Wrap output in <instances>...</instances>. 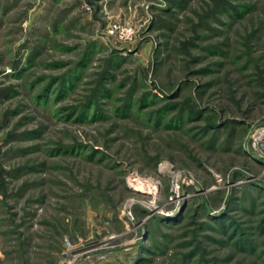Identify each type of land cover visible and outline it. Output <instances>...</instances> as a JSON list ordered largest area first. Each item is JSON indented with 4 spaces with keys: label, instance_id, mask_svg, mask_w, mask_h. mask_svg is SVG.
<instances>
[{
    "label": "rangeland",
    "instance_id": "1",
    "mask_svg": "<svg viewBox=\"0 0 264 264\" xmlns=\"http://www.w3.org/2000/svg\"><path fill=\"white\" fill-rule=\"evenodd\" d=\"M86 250L264 264V0H0V264Z\"/></svg>",
    "mask_w": 264,
    "mask_h": 264
},
{
    "label": "built area",
    "instance_id": "2",
    "mask_svg": "<svg viewBox=\"0 0 264 264\" xmlns=\"http://www.w3.org/2000/svg\"><path fill=\"white\" fill-rule=\"evenodd\" d=\"M126 33H130V30ZM89 250H86L84 252L77 251V252H71L67 258L66 261L63 262V264H94L93 255L88 253Z\"/></svg>",
    "mask_w": 264,
    "mask_h": 264
},
{
    "label": "bare ground",
    "instance_id": "3",
    "mask_svg": "<svg viewBox=\"0 0 264 264\" xmlns=\"http://www.w3.org/2000/svg\"><path fill=\"white\" fill-rule=\"evenodd\" d=\"M145 184V183H144ZM148 184V183H147ZM176 186V185H175ZM140 190H146V189H144L143 187H139V186H137ZM176 188V187H175ZM177 190V189H176ZM147 192H149V190H146ZM179 198V197H178ZM149 209V211H151L152 210V208H148ZM153 213V212H152ZM151 213V214H152ZM155 213V212H154Z\"/></svg>",
    "mask_w": 264,
    "mask_h": 264
}]
</instances>
